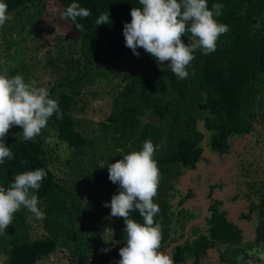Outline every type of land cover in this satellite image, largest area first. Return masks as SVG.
Segmentation results:
<instances>
[{
    "label": "trees",
    "instance_id": "1",
    "mask_svg": "<svg viewBox=\"0 0 264 264\" xmlns=\"http://www.w3.org/2000/svg\"><path fill=\"white\" fill-rule=\"evenodd\" d=\"M32 1L4 0L10 15H17ZM73 2L89 9L91 13L85 19L78 18L77 22L84 28L82 32L76 30L70 19L62 18L63 12ZM56 3L62 22V34L70 32L76 37V50H80L81 46L87 48L83 43L87 39L93 41L88 44L104 49L103 56L109 63H119L133 54L125 46L123 28L125 23L131 22V9L142 7L139 0H56ZM215 3L224 5L222 14L216 19L219 23L227 24L229 31L219 38L215 52L204 55L197 50L194 53L196 59L188 67L189 76L186 79L181 80L169 67L158 65L143 48L137 49L140 55H134L137 64L130 70L129 80L137 92L135 98L133 95L130 99L131 111L126 112V106L122 107L126 117L124 125L131 129L130 138H133L134 132H138L141 135L139 145L143 146L146 132L139 127L141 116L150 113L161 122L160 126L154 127L156 130L151 139L154 145H159L154 159L162 173L158 194L154 198V203H158L162 209V214L154 218L162 224L161 249L171 242V235L166 229V215L172 213L173 206L168 201L167 191L172 190L173 186L166 188V182L182 175V166H196L203 158L204 143L207 145L208 142L212 150L220 155H226L231 151V142L235 138L251 133L254 124L264 119V0H208L209 8ZM106 11L110 13L111 23L97 25V18ZM182 40L188 43L187 36L182 37ZM35 49L39 51L38 47ZM89 50L92 51L91 46ZM49 61L52 60L49 58ZM57 101L63 118L57 119L53 115L50 120L55 124L59 141L71 150L87 149L90 139L77 129L73 114L77 102L73 94L64 91ZM127 120L129 122L126 123ZM6 142L13 153V159H6L0 165L2 186H9L14 176L22 172L37 168L47 172L41 188L33 190L44 212V217L39 221L44 232L33 238L26 215L21 211L16 213L10 225L8 245L2 248V252L9 258V264H45L64 242L70 248L77 249L70 250L71 259L67 260L69 264H86L85 261L90 259L89 248L103 240L104 223L95 225L100 214L81 209L75 191L68 184L69 188L65 187L52 169V152L43 140L26 141L15 135L6 138ZM165 143L167 147H164ZM21 160H27L28 163L21 164ZM258 193L259 203H252V210L259 211L255 244L264 252V189ZM192 197V192L186 196L187 199ZM221 204L222 201L213 200L210 217L206 222L208 236L199 235L198 229H195L193 233L196 239L177 248L176 261H184L187 256L200 260L216 242L233 246L243 244L240 230L228 219V213L220 209ZM178 217L179 228L184 230L186 222L183 219H189V213L184 209L179 210ZM130 218L143 223L138 211L131 212ZM179 237H183V232ZM83 245L88 249L79 252ZM240 251L232 252L233 257H227V262L239 264V256L242 255ZM103 256L104 261H109L106 253Z\"/></svg>",
    "mask_w": 264,
    "mask_h": 264
},
{
    "label": "rangeland",
    "instance_id": "2",
    "mask_svg": "<svg viewBox=\"0 0 264 264\" xmlns=\"http://www.w3.org/2000/svg\"><path fill=\"white\" fill-rule=\"evenodd\" d=\"M44 1L33 0L17 15H10L6 24L0 27V74L22 75L26 81L29 78L34 79L38 86L47 88L50 98L55 100H58L64 91L73 94L77 102L73 112L76 126L90 139L89 147L82 151L68 148L65 143L59 141L55 124L50 119L41 135L34 139H41L48 146L52 152V169L65 187L70 185V189L75 191L81 209L100 214V219L95 225H105L101 236L103 240L89 248L90 259L85 261L86 264H110V261H104L102 258V252L105 250L114 254L113 264H116L120 259L119 250L126 243L125 222L122 217H112L111 209L104 206L105 202H111L114 194H119L118 185L109 180L107 167L123 159L124 155L142 149L139 145L141 135L134 132L133 138H130L131 129L130 126L124 125L126 117L122 112L123 106H126V112L131 111L130 99L133 95L135 98V91L137 92L129 80L130 70L137 64L136 58L134 54H130L119 63H109L103 56L104 49L90 45L93 41L87 39L83 42L87 48L81 46L80 50H76V37L70 32L62 34V22L56 0H46V8L43 7ZM89 45L92 51L89 50ZM35 47H38L39 51ZM49 58L52 61H49ZM162 66L167 67V63ZM160 125L158 117L149 113L141 116L139 127L146 132V140H151L152 133L156 130L154 127ZM22 131V127L13 126L7 138L15 135L22 137L19 135ZM240 142L233 140V154L220 162H217L219 153L207 147L206 157L216 162V165L213 162H205V166L201 167L205 177L198 186L196 184L197 192L201 189L200 193L204 195L206 203L211 196V184H208L210 177L216 184L224 181L222 190H216L215 194L222 193L224 200L230 204L226 209L234 213L246 208V201L236 199L240 187L247 189L244 185L245 179L238 176L240 171L242 172L239 167L241 160L250 157L254 148L250 141L239 145ZM164 147H167L166 143ZM219 176H223L224 180H220L222 177ZM192 201L197 200L193 198ZM193 207L192 210L198 209L194 204ZM21 212L26 215L32 237H39L44 232L39 223L41 218H37L27 209H22ZM204 229L201 228L200 233L205 232ZM173 230L179 228L174 227ZM9 239L10 226L4 233H0V264H9V258L2 252ZM190 240H193L192 234ZM60 247L58 252L44 262L45 264H69L67 260L71 251L77 249L70 248L65 242L61 243ZM87 249L86 245H83L79 252ZM113 256L109 255V259ZM250 264L260 262L254 260Z\"/></svg>",
    "mask_w": 264,
    "mask_h": 264
},
{
    "label": "clouds",
    "instance_id": "3",
    "mask_svg": "<svg viewBox=\"0 0 264 264\" xmlns=\"http://www.w3.org/2000/svg\"><path fill=\"white\" fill-rule=\"evenodd\" d=\"M142 7H133L130 23H125L123 36L125 46L139 57L143 48L158 63L167 62L172 72L181 80L189 76L188 67L200 50L204 55L216 51L219 38L229 31L227 24L216 17L222 14L223 4L208 6V0H139ZM90 10L78 3H71L62 14L70 19L78 32L84 30L79 19L90 15ZM110 13H101L97 25L110 24ZM10 19L8 5L0 0V27ZM51 26V25H50ZM188 37L184 43L182 37ZM53 115L63 118L57 100L50 98L47 88L38 86L34 79L27 81L22 75L0 74V165L13 159L6 138L13 126L22 127L26 141L41 135ZM159 145L145 140L140 151L124 155L123 159L109 164V180L118 185V193L104 206L111 209L112 217H122L125 222V246L119 250L116 264H174L173 259L160 251L163 234L162 224L154 218L160 213L154 203L162 180V173L154 159ZM27 164V160H21ZM47 172L37 168L16 174L9 186H0V233L12 225L14 215L27 209L37 218H43L39 198L33 190H39ZM138 211L143 223L130 218ZM108 251V250H105ZM258 256L264 260V252Z\"/></svg>",
    "mask_w": 264,
    "mask_h": 264
},
{
    "label": "flooded vegetation",
    "instance_id": "4",
    "mask_svg": "<svg viewBox=\"0 0 264 264\" xmlns=\"http://www.w3.org/2000/svg\"><path fill=\"white\" fill-rule=\"evenodd\" d=\"M264 116V115H263ZM234 140H240L241 145L244 141H250V144H254L252 148L253 152L251 153L250 157H245L241 160L240 162V167L242 169V172L240 171L239 177L245 179V186L247 189L244 188H239L237 191V200H244L246 201V208H243L240 212L238 213H232V211L225 209V203H227L223 197H215V191L218 189H221L224 187V181L218 182L216 184L215 182H212L213 179L210 177L208 180V184H211V196L210 199L212 200H220L222 201L221 204V210L226 211L228 213V219L234 223L240 230V235L243 238V244L240 246H233V245H226L222 244L220 242H216L215 246L208 249L207 253L205 256H203L200 260H195L194 258H191L190 256L186 257L184 261H176V255L177 253V248L178 247H184L188 242H193L196 238L194 237L193 231L195 229H198V234L199 235H205L208 236V226L206 222H202L194 227H192L189 231V236L188 240L180 246H174L177 243L183 242L185 239L186 235V229L188 227V224L193 221L194 219H200L201 216L204 215L203 212V207H200L201 212L199 211L198 215L194 214V211L191 209H187V206L189 202L194 204L196 201H192L193 198L198 199V193H197V188L196 184L198 186L199 183L204 179L205 175L202 173V168L205 162H213L210 158L206 157L207 153L203 151V158L200 159L199 162L196 163V166L194 168H186L185 166H182L181 168V173L184 172L182 175L180 174L177 176L175 179L166 182L167 187L173 186L172 190H168L167 194H169V200L170 203L172 204V213H167L166 216H168L166 223V229L169 231V234L171 235L170 243L162 248L160 251L166 252L170 256V248H172V259L174 261V264H189L190 262L193 264H200L202 262H209V263H214V264H230L227 262V257H230L232 255V252H235L237 250H241L240 253L242 255L239 256V264H250L252 261L256 260L257 262L259 261L260 264H264V260L260 259L258 256L259 252H263L262 248L260 246H257L255 244V239H256V226L258 223V218H259V211L258 210H252V203L256 202L259 203L260 201V194L258 193L259 190L262 188L264 189V119H259L257 123L254 124V129L251 133L247 134L244 137H238L235 138ZM208 145L204 147H208V149H212L211 145L207 142ZM232 150V149H231ZM233 153L230 151L226 155H220L219 154V159L217 162H220L221 159L226 158L228 156H231ZM214 165H216V162H213ZM199 173V176H197ZM190 178L189 182H185V178ZM220 180H224L223 176ZM212 179V180H211ZM214 183V184H213ZM209 186V185H208ZM214 186V187H213ZM218 186V187H217ZM166 187V188H167ZM213 187V188H212ZM192 192L193 197L187 199L186 196ZM181 201H184L183 203H180ZM210 203V200H209ZM213 203L210 204V208ZM193 207V206H192ZM194 208V207H193ZM184 209L186 212L189 213L190 218L188 219L185 218L183 219L186 222V226L184 230L179 228L178 225V212L179 210ZM199 210V208H198ZM162 214V209L160 208V215ZM244 215H248V217H245ZM182 220V223H185ZM188 220V221H187ZM179 228V230H173L174 227ZM201 228H205V232L200 233ZM183 232V237L180 238V234ZM192 234L193 240H190V236ZM198 238V236H197ZM177 239V240H176ZM97 244V243H96ZM102 253H106L107 259L113 264L114 261V254L111 253V251H103ZM177 253V254H176ZM109 255L113 256L109 259ZM105 256V255H104ZM231 258V257H230ZM104 259V258H103Z\"/></svg>",
    "mask_w": 264,
    "mask_h": 264
},
{
    "label": "water",
    "instance_id": "5",
    "mask_svg": "<svg viewBox=\"0 0 264 264\" xmlns=\"http://www.w3.org/2000/svg\"><path fill=\"white\" fill-rule=\"evenodd\" d=\"M204 146H206L205 143H204ZM204 148H205V151L207 152L206 147H204ZM211 203H213V200H212V199H210V203H209V205L206 207L205 213H204L203 216H201L200 219H194L193 221H191V222L188 224V227H187V229H186L185 239L183 240V242L177 243V244H175L174 246H176V245H177V246H180V245L184 244V243L186 242V240H188V236H189V231H190V229H191L192 227H194V226H196V225L202 223V222H206V221H205L206 218H209V217H210V215H209V213H210V211H209V207H210V204H211ZM192 206H193V204H192ZM192 206H191V203L189 202V204H188V206H187V209H191ZM193 211H194V214H195V215H198V214H199V210H198V209L193 210ZM174 246H172V247L170 248V250H169V252H170V257H171V258H172V248H173Z\"/></svg>",
    "mask_w": 264,
    "mask_h": 264
},
{
    "label": "crops",
    "instance_id": "6",
    "mask_svg": "<svg viewBox=\"0 0 264 264\" xmlns=\"http://www.w3.org/2000/svg\"><path fill=\"white\" fill-rule=\"evenodd\" d=\"M189 180H190V178L188 177L187 179L185 178V182L186 183H188L189 182ZM204 185V184H203ZM200 192H201V189L199 190ZM200 192H197L198 193V199H197V203L196 202H194V206L195 207H198L199 208V211H201L200 210V207L202 206L203 207V212L205 213V210H206V207L209 205V201L208 202H206L205 203V201H204V195L202 194V193H200ZM203 195V198H202V195ZM215 197L217 198V197H223V195H222V193H216L215 194ZM224 198V197H223ZM227 202V201H226ZM230 206V204L227 202V203H225V209H226V207H229ZM232 211V210H231ZM232 213H234V212H232Z\"/></svg>",
    "mask_w": 264,
    "mask_h": 264
}]
</instances>
